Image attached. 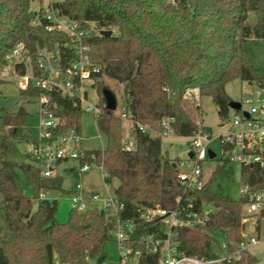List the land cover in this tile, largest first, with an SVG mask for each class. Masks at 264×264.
<instances>
[{"label": "trees", "instance_id": "1", "mask_svg": "<svg viewBox=\"0 0 264 264\" xmlns=\"http://www.w3.org/2000/svg\"><path fill=\"white\" fill-rule=\"evenodd\" d=\"M32 1L0 0V67L6 65L5 55L13 45L23 42L33 51L36 43L53 45L59 37L33 25ZM62 12L83 27L92 21L100 29L88 43L92 59L101 65L96 86L102 107L98 127L106 144L103 149H83L82 162L103 165L105 181L117 180L115 193L126 202L122 215L136 224L131 245L142 249L143 264H159L161 251L148 252L144 238L150 234L164 237L166 225L161 216L143 219L137 211L140 205L180 209L181 216L202 215L208 207L209 219L204 225L174 229L178 250L200 258H217L220 255L213 244L215 234L220 233L228 251H236L246 239L247 200L243 195L236 200L211 188L214 176L224 170L229 159L223 157V163L202 187L182 186L179 162L163 153L158 132L163 119L170 116L178 135L211 136L210 128L203 124L196 92L210 95L220 117L226 119L235 107L226 91L227 83L237 78L264 83L244 44L253 36L264 39V0H65ZM102 29L111 30V34H102ZM16 70L25 72L20 66ZM106 78L123 85L121 107L133 121L132 151L123 146V122L117 108L109 111L106 107L104 88L114 92ZM188 91L192 93L187 95ZM39 92L31 83L20 95L29 98ZM56 102L55 114L64 123L49 137L39 138L38 130L33 134L27 127L26 108L14 109L4 103L0 90V264H104L107 259L105 245L113 238L115 217L91 203L84 210L73 207L68 219L59 221L58 200L42 194L45 189L63 190V178L56 173L45 176L42 160L21 149L24 143L50 140L71 128L82 132V109L67 97L59 96ZM66 161L60 159L55 164ZM21 172L33 186L34 197L25 194ZM241 178L243 184L264 190L263 166L241 165ZM34 199H38L36 207ZM239 255L216 264L258 261L249 248Z\"/></svg>", "mask_w": 264, "mask_h": 264}, {"label": "built area", "instance_id": "2", "mask_svg": "<svg viewBox=\"0 0 264 264\" xmlns=\"http://www.w3.org/2000/svg\"><path fill=\"white\" fill-rule=\"evenodd\" d=\"M34 1H39L41 5L36 9L31 4V10L34 13L33 25L44 28L48 32H56L59 37L53 45L36 43L33 51L23 42L13 45L5 55L6 65L4 66L12 67L14 72L22 78L20 90H27L31 83L40 90L37 95L28 99H36L39 102L40 122L37 128L39 138H43L49 137L51 133L61 129L64 123V120L55 114L58 105L56 98L59 96L73 99L75 105H78L84 114L92 113L95 116L100 114L102 107L91 101L90 90L96 89L101 65L92 59L88 43L92 35L99 32L100 29L97 28L95 22L91 21L88 26L83 27L78 21L65 15L62 12V4L65 0H33L32 3ZM17 66L24 67L25 72L19 73L16 70ZM2 74L6 75L7 72L4 71ZM251 84H254L256 89L244 99L235 101L232 125L226 133L220 135V139L224 156L229 159L230 163L258 164L264 167V83L253 82ZM191 93L192 91H188L187 95ZM119 114L122 120L132 121L124 106L120 108ZM173 120L170 116L165 117L162 129L158 134L168 136L175 132L172 125ZM141 129L149 130V127L141 125ZM83 138L82 132L71 128L58 133L50 140L40 139L38 142H30L27 145L28 150L42 160L45 176L55 174L54 164L58 160H77L79 165L74 170L78 175L84 174L91 167L96 166L101 169L105 181L107 172L103 165L82 162L81 151L85 149L81 145ZM122 141L127 151L134 149V140L123 138ZM211 141L212 137L207 133L193 136L191 151L194 154L193 157H190L193 163L192 168L190 171L183 170V167L189 164L187 160L178 164L179 181L182 186H203L201 165L204 160L210 158L209 150L211 148L209 145ZM106 183L110 187L109 182ZM242 195L247 200L246 211L248 213L264 211V190H257L249 184H243ZM91 203L98 205L116 219L113 238L118 243L119 264H143L142 249H135L131 245L136 224L122 215L126 208V202L115 191L112 193L108 190V194L104 197L97 191L86 194L82 184L76 183L72 190L73 207L77 210H84ZM137 211L146 221H151L158 216L163 217V222L166 225L165 236L157 237L150 234L144 238L148 252L161 251L159 264H216L230 258L238 259L242 249H248L259 243L256 237L245 239L236 251L229 252L227 242H224L222 245L224 255L213 259L187 255L178 250L174 240V229L177 227L194 229L204 225L209 219V208L206 207L202 215L188 213L186 216L180 215L183 212L180 209L167 210L161 207L142 205L138 206Z\"/></svg>", "mask_w": 264, "mask_h": 264}, {"label": "rangeland", "instance_id": "3", "mask_svg": "<svg viewBox=\"0 0 264 264\" xmlns=\"http://www.w3.org/2000/svg\"><path fill=\"white\" fill-rule=\"evenodd\" d=\"M32 5L38 9L40 7L39 1H34ZM245 47L248 49L250 57L258 68L261 75L264 76V39L251 37L245 41ZM7 72L6 75L2 74ZM3 79L6 82H0V90L2 91V100L4 103L11 104L14 109H18L24 106L29 112L27 118V127L35 134L38 130L40 117L38 114L39 102L36 99H28L20 95V84L22 78L14 72V69L10 66H3L0 68V80ZM105 82L114 88V93L117 96L119 107L116 109V113H120V108L123 99V85L115 80L109 78L105 79ZM256 89L254 84L248 81L241 80L239 78L230 81L226 85V91L233 101H240L247 95H250ZM91 101L94 104H101L100 94L97 89H91ZM196 95L200 97V105L202 109V120L205 126H208L211 130L212 141L209 145L215 153L216 157L207 158L202 162V180L204 182L209 181L213 174L217 171L218 167L223 163L224 150L221 143L220 135L226 133L232 125L233 110L229 112V116L226 119H222L218 112V106L214 102L210 95H201L200 92H196ZM246 108V105H245ZM123 122V138L132 139L133 122L128 120H122ZM82 134L84 136L81 145L85 148L103 149L106 144V137L100 131L98 127V116L92 113H86L82 117ZM162 151L168 154L170 157L175 158L178 162L189 161L187 166H182L183 170L190 171L193 166L190 160L189 152L192 150L193 137H186L178 135L172 132L171 135L161 136ZM22 151L28 150L27 144L21 145ZM78 161L71 160L60 164H54L56 175L63 178L61 189H45L43 190L44 198L58 200V211L56 218L64 222L68 219L70 210L73 208L72 204V190L76 183H80L83 186L84 192L89 194L91 191H97L101 196H106L108 190L114 193L118 184L117 180H113L107 186V183L102 177V172L99 167H91L90 170L84 174L78 175L76 171H69L70 168H78ZM231 166L232 170L229 169ZM44 167V164L42 165ZM21 182L25 194L34 197V188L31 185L28 178L21 172ZM242 178H241V165L239 163H229L225 166L224 170L217 173L213 180L211 188L213 191L227 195L233 199H240L242 196ZM109 189H108V188ZM38 199H34L35 207L37 206ZM208 208V207H207ZM245 206L244 215L245 233L246 239L256 237L259 243L252 245L249 249L258 257L256 264H264V216H260V213L253 212L248 213ZM246 211V212H245ZM258 216H260L258 220ZM215 241L213 249L221 256L224 255L222 245L226 242L222 234H215ZM107 252V259L104 264H119V249L118 243L115 238H111L105 245Z\"/></svg>", "mask_w": 264, "mask_h": 264}, {"label": "water", "instance_id": "4", "mask_svg": "<svg viewBox=\"0 0 264 264\" xmlns=\"http://www.w3.org/2000/svg\"><path fill=\"white\" fill-rule=\"evenodd\" d=\"M101 33L104 35H110L111 34V30L108 29H102ZM1 83H5L6 81L1 79L0 80ZM104 96H105V100H106V107L109 111L115 110L117 108V96L116 94L110 89V88H104L103 90ZM235 106V103L233 104ZM247 116H249L248 113H246ZM193 151L189 152V156L193 157ZM209 156L210 158H214L216 156V153L210 149L209 150ZM72 170H74V168H72Z\"/></svg>", "mask_w": 264, "mask_h": 264}, {"label": "crops", "instance_id": "5", "mask_svg": "<svg viewBox=\"0 0 264 264\" xmlns=\"http://www.w3.org/2000/svg\"><path fill=\"white\" fill-rule=\"evenodd\" d=\"M234 102H235V101H234ZM71 171H74V170H71ZM55 173H56V172H55ZM244 221H246V219H245ZM244 235H245V238H247V237H246V233H245V231H244Z\"/></svg>", "mask_w": 264, "mask_h": 264}]
</instances>
